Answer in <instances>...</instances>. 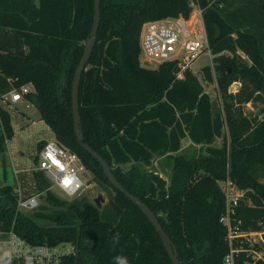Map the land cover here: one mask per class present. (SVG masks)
<instances>
[{"label":"trees","instance_id":"obj_1","mask_svg":"<svg viewBox=\"0 0 264 264\" xmlns=\"http://www.w3.org/2000/svg\"><path fill=\"white\" fill-rule=\"evenodd\" d=\"M193 2L203 10L213 54V65L202 69L203 81L211 83L217 75L223 102L219 112L191 70L179 80L176 63L149 69L139 60L143 23L189 19ZM94 16L95 0H0V96L33 82L35 92L26 101L39 110L57 143L78 154L93 182L109 195L101 209L87 197L68 201L50 189L43 172H34L35 187L50 208L19 214L16 232L32 244L71 243L75 253L66 264H120L121 258L128 264H173L148 217L113 187L75 134L73 80ZM235 83L240 86L233 91ZM262 99L264 0H101L97 42L79 92L85 140L126 190L158 216L181 264H224L231 250L222 222L226 197L219 184L228 165L232 180L247 191L232 226L264 232V112L262 118L244 112L245 105ZM0 127L1 154L14 137L11 115L1 106ZM186 137L202 146L201 154H180ZM219 137L223 147L212 148ZM44 144L39 143V151ZM166 155L173 160L170 184L138 165L150 167ZM14 193L12 185L0 186V218L8 224L16 215ZM247 248L236 264L254 262Z\"/></svg>","mask_w":264,"mask_h":264},{"label":"built area","instance_id":"obj_2","mask_svg":"<svg viewBox=\"0 0 264 264\" xmlns=\"http://www.w3.org/2000/svg\"><path fill=\"white\" fill-rule=\"evenodd\" d=\"M191 6L192 13L189 19L183 16L166 17L143 23L140 31V47L141 53L145 56L146 67L152 68L149 65L155 64L158 68L164 63L174 62L179 68L177 79L183 80L185 72L191 68L192 63L210 50L203 23V10L197 2H193ZM9 81L13 80L9 79ZM33 92H35L33 82L19 88L13 87L0 96V106L8 112L9 110L19 112L21 101L27 94ZM44 142V146L39 151V163L32 171L43 172L52 183L50 189H58L65 200L72 201L79 198L90 182L89 172L81 158L75 152L59 145L56 139ZM20 173L22 172L15 170L14 174L18 177ZM66 178L69 181L67 184L64 183ZM227 181H230V188L221 187L227 203L222 222L228 228L227 239L231 250L225 257L224 264H236V258L244 251L245 245H248L246 252L254 260L252 264H257L258 261L264 262V232L242 231L238 226H232V216L236 214V208L245 197L241 198L240 193L231 194L230 191L237 192L234 190L237 184L232 179L227 178ZM14 191L17 209L13 221L8 224L0 218V264H66L65 259L75 253L74 249L61 252L59 250L61 245L32 244L16 232L17 216L37 211L40 202L37 194L25 195L20 184L14 188Z\"/></svg>","mask_w":264,"mask_h":264},{"label":"rangeland","instance_id":"obj_3","mask_svg":"<svg viewBox=\"0 0 264 264\" xmlns=\"http://www.w3.org/2000/svg\"><path fill=\"white\" fill-rule=\"evenodd\" d=\"M139 60L141 65L144 67L146 63H145V56L143 53L140 54ZM212 65H213V54L210 50H207L199 59H197L195 62L192 63L191 68L189 70H191L194 74H196L199 77V79L203 82L206 92L211 97L214 111L219 112L223 110V102H222L220 90L218 89L217 86V82L215 81L217 75L214 74V81L211 83L204 82L202 75V69L204 67L212 66ZM149 66L152 67L149 69L156 68L155 64ZM231 89L233 91L238 90L239 84L232 85ZM18 108H19V112H16L14 110H9V113L11 115V120L15 126L16 132H15V136L11 140H9V142H7L8 144L6 143L5 151L0 154V186L4 184L8 185L13 182L15 170L18 172H23L24 175L22 177L20 186L24 194L39 195L40 207L38 208V210L41 208V206H46L50 208L46 200V195L40 194L35 187V182L33 180L34 172L32 170L36 165L35 159L39 156V143L45 140H49L50 138H53L52 137L53 133L51 128L43 120H41V115L39 110L34 105L26 101V99H23L21 101ZM244 112L249 118H254V117L262 118L264 112V99L245 105ZM1 132L2 131L0 127V134ZM223 145H224V138L219 137L214 140L211 147L220 149L223 147ZM7 146L9 151L8 154H6ZM15 146H18L21 151L19 150L15 152L14 151ZM201 150H203L202 146L192 143L189 137H186L181 142L180 154L195 156L201 154L200 153ZM138 165L142 172L157 174L160 177L164 178L168 184L171 183V176L173 173V160L169 158L167 155L162 157H156L155 160L153 161L152 166L150 167L144 166L142 164H138ZM229 166L230 165H228L227 167L228 173L226 175V180L220 181L219 183L223 189L230 188L229 187L230 181H227V178L228 180L232 179L231 176L229 175L232 169L231 166L230 167ZM87 170L90 175V180H89L90 182L88 183V186L82 192L79 198L87 197L90 201H92L96 205L95 200L99 197H102L105 199V202L102 205L104 206L107 205L109 202L108 193L102 190L96 183L93 182L92 180L93 174L89 169ZM20 176L19 178L21 179ZM5 180L6 183H4ZM16 187L17 186L15 185L14 188ZM51 190L59 197L64 198L58 189L52 188ZM234 190H236L237 192L230 191V193L233 195L240 193L241 198L245 197L246 190L239 188L238 185L235 186ZM42 224H48V223L43 222ZM60 245L61 248L59 250L61 252L72 249H74L75 251V247L71 243H63Z\"/></svg>","mask_w":264,"mask_h":264},{"label":"water","instance_id":"obj_4","mask_svg":"<svg viewBox=\"0 0 264 264\" xmlns=\"http://www.w3.org/2000/svg\"><path fill=\"white\" fill-rule=\"evenodd\" d=\"M100 22H101V0H95V16H94L93 28L91 30L88 39L85 42L84 54L79 66L77 67L75 77L73 80V87H72V110H73V121H74V130L76 137L82 148L86 150L88 153H90L100 163L104 173L108 177L113 187L124 193L133 203L139 206L140 209L143 211V213L148 217L150 222L156 228L159 236L161 237L173 264H181L179 260L178 250L176 246L173 244L168 234L166 233V231L164 230L163 226L161 225L158 216L139 197L135 196L134 194H131L126 190V188L118 181L116 176L113 174L109 163L96 150H94L85 140V135L82 126V118L80 115V103H79L80 84H81L82 74L85 71L86 66L91 59V56L94 51V47L97 42ZM104 202L105 199L102 197H99L95 200L96 205L100 209L103 208L104 205L102 204Z\"/></svg>","mask_w":264,"mask_h":264},{"label":"crops","instance_id":"obj_5","mask_svg":"<svg viewBox=\"0 0 264 264\" xmlns=\"http://www.w3.org/2000/svg\"><path fill=\"white\" fill-rule=\"evenodd\" d=\"M235 84H237V83H235ZM240 86V85H239ZM20 116H21V114H20ZM23 119V118H22ZM12 125H13V129H14V136H15V132H16V129H15V126H14V124H13V122H12ZM22 128V127H21ZM20 128V129H21ZM53 133V132H52ZM52 137L53 138H50L49 140H55V135H54V133L52 134ZM7 142H9V140L7 141ZM8 144V143H7ZM20 149H19V147L18 146H15V148H14V151L15 152H17V151H19ZM21 151V150H20ZM9 153V151H8V146H7V149H6V154H8ZM21 175V176H20ZM19 176L21 177V179L19 178V176L18 177H16V175L14 174V179H13V182L11 183V184H8V185H12L13 187L16 185V186H18L20 183H21V180H22V177H23V175H24V173L22 172L21 174H20ZM260 182L261 183H264V180L262 179V180H260ZM2 183H3V181H2ZM4 183H6V180H5V182ZM5 185V184H4ZM4 185H2V186H4ZM21 185V184H20ZM246 193H247V191H246ZM246 196V195H245ZM244 200V199H243ZM247 203L248 204H252V201L251 200H248L247 201Z\"/></svg>","mask_w":264,"mask_h":264},{"label":"clouds","instance_id":"obj_6","mask_svg":"<svg viewBox=\"0 0 264 264\" xmlns=\"http://www.w3.org/2000/svg\"><path fill=\"white\" fill-rule=\"evenodd\" d=\"M65 184L69 183L68 179L66 178L64 181ZM120 264H128L127 258H121Z\"/></svg>","mask_w":264,"mask_h":264}]
</instances>
